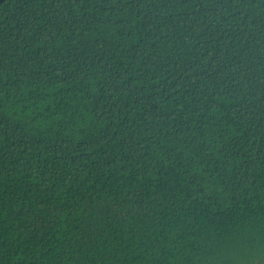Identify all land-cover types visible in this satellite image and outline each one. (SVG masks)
Segmentation results:
<instances>
[{"label":"trees","instance_id":"16d2710c","mask_svg":"<svg viewBox=\"0 0 264 264\" xmlns=\"http://www.w3.org/2000/svg\"><path fill=\"white\" fill-rule=\"evenodd\" d=\"M264 260V0L0 3V264Z\"/></svg>","mask_w":264,"mask_h":264},{"label":"rangeland","instance_id":"374dc122","mask_svg":"<svg viewBox=\"0 0 264 264\" xmlns=\"http://www.w3.org/2000/svg\"><path fill=\"white\" fill-rule=\"evenodd\" d=\"M255 264H264V260L261 261V262L255 263Z\"/></svg>","mask_w":264,"mask_h":264},{"label":"water","instance_id":"95a60500","mask_svg":"<svg viewBox=\"0 0 264 264\" xmlns=\"http://www.w3.org/2000/svg\"><path fill=\"white\" fill-rule=\"evenodd\" d=\"M4 0H0V3L3 2Z\"/></svg>","mask_w":264,"mask_h":264}]
</instances>
